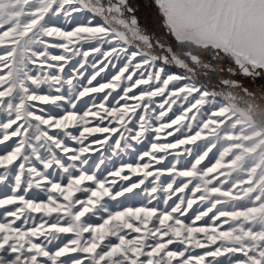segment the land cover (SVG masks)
Instances as JSON below:
<instances>
[{
	"label": "snow or ice",
	"instance_id": "1",
	"mask_svg": "<svg viewBox=\"0 0 264 264\" xmlns=\"http://www.w3.org/2000/svg\"><path fill=\"white\" fill-rule=\"evenodd\" d=\"M0 264H264V0H0Z\"/></svg>",
	"mask_w": 264,
	"mask_h": 264
}]
</instances>
